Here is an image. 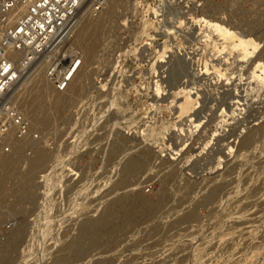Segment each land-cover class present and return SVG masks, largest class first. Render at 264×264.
<instances>
[{"label": "rangeland", "instance_id": "obj_1", "mask_svg": "<svg viewBox=\"0 0 264 264\" xmlns=\"http://www.w3.org/2000/svg\"><path fill=\"white\" fill-rule=\"evenodd\" d=\"M109 6L108 16L82 12L101 35L95 59L69 94L72 102L50 107L48 129L31 121L55 146L40 140L49 157L31 182L32 198L10 184L0 201L2 261L264 264V82L252 79L255 69L264 78V0H110ZM73 34L66 54L79 52L84 60L86 47ZM215 41L228 50L217 55ZM247 44L260 46L247 54ZM177 88L194 95L189 113L178 107L190 100L173 102ZM179 125L183 135L175 131ZM35 147L15 146L18 172L28 169ZM130 159L145 167L121 184ZM122 197L146 204L129 225L113 206ZM108 210L113 232L90 231L97 237L86 239L88 252L73 256L69 245L86 235L83 223Z\"/></svg>", "mask_w": 264, "mask_h": 264}, {"label": "bare ground", "instance_id": "obj_2", "mask_svg": "<svg viewBox=\"0 0 264 264\" xmlns=\"http://www.w3.org/2000/svg\"><path fill=\"white\" fill-rule=\"evenodd\" d=\"M93 2H95V0L86 1L81 6V8L79 9V11L77 13V17H76V22L77 23H76L72 33L75 34V37L76 36L78 37V40L76 39L78 41V43H81L83 46L86 47V51L88 52V57L84 58V60L82 61V66L75 72L74 77H73L72 81L69 83V87L66 90V92H64V93L57 92L55 90L54 85L46 77L45 70H46L47 66L49 65V63L51 62V59L56 56V53H49V54H46L44 56L39 57L38 59L35 58L34 61H33L34 63H32V65L27 70H25L23 72V74L21 76V80L13 88V90L7 95L5 100L7 102L10 101L30 121V123L32 121V122L40 124V125H42V126H44L46 128L50 127L51 124H52V120H53V117L50 114V107H53V109H54V106H56V107H58V109H64L72 102L73 97L71 95H69V94L71 93L72 88L74 87L75 83L77 82V80L79 79L80 75L82 74V71L84 69V65L88 61H93L95 59V56H96V53H97V50H98V43H99L98 41H99V38H100L99 36L101 35V28L98 27L97 25H94L92 19H88V17L85 20L83 19L85 16H89V17L92 18L93 9H92V5L91 4ZM109 3H110V0H107L106 6L101 11L102 15H104V16L105 15L108 16L107 14L109 12H111V7L109 6ZM82 12L85 13L84 14L85 16L82 15ZM81 20H83L82 21L83 25L81 24L82 27L77 28V24H78L79 21L81 22ZM241 35H243V34H241ZM236 36H238V35H236ZM239 37H237V39ZM234 38H236V37L234 36ZM68 41H70V37L68 38ZM66 43H68V42L67 41L65 42L63 48L60 51V55H62L63 53H65V55H67L66 54L67 51H68L67 49H70V48H68ZM220 43L221 44H219L216 41L213 42L214 46L212 47V49L215 50V53L217 55H220L223 52L228 50V45L226 43L225 44H223L222 42H220ZM259 46H260V44H259ZM259 46L258 45L253 46L252 44H247V46L245 48L247 50V54L255 52L256 50H258ZM75 53L76 52H72V51L69 50V54L68 55L69 56H73ZM20 57H21L20 53H15L13 55L14 59H20ZM82 58H83V56H82ZM44 66H45V68H44ZM179 67H180V65H179ZM258 73L259 72L257 71V69H255L252 72V79L254 81H257L258 83H263L264 82V78ZM40 74H41V78L42 79L40 81H37L36 79H38L37 77ZM173 74H171V75H173ZM179 74L178 75L176 74V75L180 77ZM181 75H182V73H181ZM170 77L172 79L174 78L172 76H170ZM178 78L176 77V79H178ZM179 80H180V78H179ZM172 81H175V79L172 80ZM154 83H155V89H156L157 97L158 96L160 97L161 94L163 95V90H161V85L159 84V81H156ZM179 83H178V85H180ZM176 85H177V83H176ZM181 89L177 88V92L176 91L174 92V90H173L172 94H173V98H174V100H173L174 103L179 102V100H177L179 98L181 100L185 98L188 102L190 100L189 107L187 106V107H183L182 108L181 106H185L184 102H183L184 104H182V105H180L178 107L179 113H181V114L183 113L184 114V112L187 111L188 108H191V100H192V97L194 95L189 98V96H191V94L189 93L190 91L187 92L190 95L189 94L186 95L184 90H181ZM79 92L80 91L78 90V93ZM50 94H51V96H50ZM165 95H167V94H165ZM224 102H222V103L224 104ZM218 103H220V102H218ZM238 103L239 102H236L235 104H238ZM195 105H197V104L195 103ZM198 105L194 106V107H198ZM221 105H219L218 110H220V108H222ZM176 110H177V108H176ZM189 111H187V112L189 113ZM24 112L27 113L30 118H28V116ZM221 112L223 114L224 110L221 111ZM233 112L234 111H232V113ZM190 114L193 115L191 112H190ZM176 115H177V113H176ZM195 115H193V117H195ZM220 117H222V116H220ZM185 119H186V117H185ZM220 122H222V121H220V120H219V122L217 121L218 124H220ZM218 124H216V125H218ZM177 126H178V124H177ZM181 126L182 125H179V127L175 128V131L178 132L179 135H181L183 133V129H184V128L182 129ZM31 128H32L31 131H33L34 128H33L32 123H31ZM29 142H32V144L34 146H36L35 148H33L34 149V155L32 157H30V162L28 164L29 165L28 169L26 171H24V172H18V169L16 168V161H15L14 157L12 156L13 152L15 150V146H17V144L18 145L21 144V143L27 144ZM41 145H42V143L40 141L31 139V138L26 140V141H19V140L17 141L16 140L15 143H14V150H13L12 154L4 156V158H3V171H2V173H0V201L4 199V196L6 195V190L9 188L10 184H11V188L16 193L23 194V198L24 197H26L27 199H31L32 198L33 195H32L31 182L35 179L36 175L40 172V170L46 165V162L48 161V157H49L48 149H46V147L44 145H43V147ZM143 167H145V165L143 164L142 159L141 160L140 159H130V160H128L126 162L123 170H122V174H121L122 175V179H121L120 183L121 184L127 183L128 178L130 177V175L133 174L134 172L138 171V169H141ZM221 189H222L221 186L212 188L211 191H210V196H209L210 199L216 198L218 196V194L220 193ZM145 205H146L145 201L141 197L136 198L134 201H130L126 197H122V198L118 199L117 201L115 200L114 203H113L114 207H118V208L124 210L125 218H124L123 222H125V224L128 222L127 223L128 225H129V222L131 220H133V219H134L133 221H137L135 218H137V215L141 214L144 211ZM149 214H151V213H149ZM149 214L147 213V215H149ZM141 215H143V214H141ZM111 216H112V212H111V210H108L107 212L102 214V216H100L101 218H99L98 220L96 219L94 221L93 220L86 221L85 223H83L82 226L80 225L82 227V229L85 231L86 235L85 236L83 235L84 238L80 239L81 241H73L69 245V248L72 249L73 256H75L76 258H80L86 252H88L87 251L88 247L86 246L87 245L86 243L89 242V244H90L91 240L86 241V239L87 238L89 239V237L92 234H94V233H90V235L87 236L90 231H93V232L96 231L97 232V231L108 230L106 232H110V230L112 229V227L110 226L111 225V223H110V217ZM186 220H187V218H186ZM96 232H95V234H96ZM111 232H113V230ZM102 236L103 235L101 234V237ZM93 238H94V236L92 237V242H93ZM98 240L100 241V239H98ZM89 247H90V245H89ZM62 259H66V258H62ZM0 264H4V262L1 259V256H0Z\"/></svg>", "mask_w": 264, "mask_h": 264}, {"label": "built area", "instance_id": "obj_3", "mask_svg": "<svg viewBox=\"0 0 264 264\" xmlns=\"http://www.w3.org/2000/svg\"><path fill=\"white\" fill-rule=\"evenodd\" d=\"M88 0H0V173L4 156L12 154L14 142L42 140L40 131H31L30 121L10 102L7 95L21 80L34 59L56 53L45 72L55 90L64 93L75 72L82 66V55H60L76 25L81 6ZM107 0H95L93 14L98 15ZM20 53V59L13 55ZM47 141L49 148L54 142ZM54 148V147H53ZM53 148H50L51 150ZM31 153L27 152V156ZM150 192V188H146ZM12 224L6 225L9 231Z\"/></svg>", "mask_w": 264, "mask_h": 264}]
</instances>
